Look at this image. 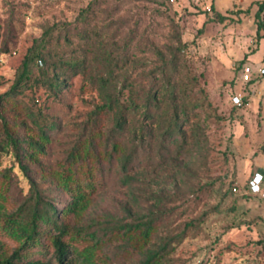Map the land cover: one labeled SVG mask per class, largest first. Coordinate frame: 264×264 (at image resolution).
<instances>
[{
	"label": "rangeland",
	"instance_id": "374dc122",
	"mask_svg": "<svg viewBox=\"0 0 264 264\" xmlns=\"http://www.w3.org/2000/svg\"><path fill=\"white\" fill-rule=\"evenodd\" d=\"M259 1L0 0V256L36 187L83 229L65 237L71 264L154 251L162 264H264V198L246 187L264 173V74L241 78L264 66ZM149 219L146 242L124 234Z\"/></svg>",
	"mask_w": 264,
	"mask_h": 264
},
{
	"label": "trees",
	"instance_id": "16d2710c",
	"mask_svg": "<svg viewBox=\"0 0 264 264\" xmlns=\"http://www.w3.org/2000/svg\"><path fill=\"white\" fill-rule=\"evenodd\" d=\"M216 20L222 21L227 15L211 6ZM264 9V0L259 1L258 9L255 11L256 30L259 33L264 27V17H260V13ZM261 35L264 32L260 33ZM264 74V73H263ZM262 74V75H263ZM254 78L252 80L258 79ZM123 119L119 117L118 126H122ZM10 135V134H9ZM20 169L26 174L27 167L23 163H19ZM264 188V179L261 183ZM65 187L67 185L65 184ZM233 187V186H232ZM246 187L248 184L246 183ZM239 188L235 191H238ZM248 190V189H247ZM248 192H250L248 190ZM251 193V192H250ZM255 194V193H253ZM260 198H264L259 193ZM81 195L77 193L73 196L72 201L65 205V210L73 211L76 206L77 199ZM55 202L41 195L35 187L33 190V202L31 206L23 213V207H19L15 212L8 215V225L11 234L19 240V244L12 249L9 254L0 256V264H71L72 247L66 241L67 235L75 236L83 234L82 227H72L62 221ZM152 220H146L136 223H124V234L137 233V237L146 242L152 230ZM139 230V231H138ZM138 231V232H137ZM91 236L95 235L94 231H90ZM93 245V244H92ZM92 245H86L82 250L84 258H89L93 251ZM2 243L0 241V247ZM48 250H52V257H46ZM137 264H162L161 255L154 251L147 254L146 258Z\"/></svg>",
	"mask_w": 264,
	"mask_h": 264
},
{
	"label": "built area",
	"instance_id": "2783aa9c",
	"mask_svg": "<svg viewBox=\"0 0 264 264\" xmlns=\"http://www.w3.org/2000/svg\"><path fill=\"white\" fill-rule=\"evenodd\" d=\"M264 73V66H258L254 68L250 63H245L242 67L241 78L243 81H249L251 79L257 78ZM234 99L238 102L240 99L238 96H235ZM264 179V173L259 170L253 171V173L247 178L248 190L251 193H259L261 196L264 197V188H262L261 183ZM233 190H237V184H234L232 187Z\"/></svg>",
	"mask_w": 264,
	"mask_h": 264
},
{
	"label": "crops",
	"instance_id": "0c3cea01",
	"mask_svg": "<svg viewBox=\"0 0 264 264\" xmlns=\"http://www.w3.org/2000/svg\"><path fill=\"white\" fill-rule=\"evenodd\" d=\"M218 4H220V2L216 3V8L215 7L214 8L220 11V10H222V7L218 6ZM260 32H262V30H260Z\"/></svg>",
	"mask_w": 264,
	"mask_h": 264
}]
</instances>
